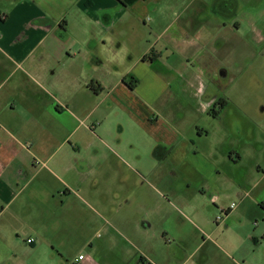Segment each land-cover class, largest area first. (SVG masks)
Listing matches in <instances>:
<instances>
[{"label":"crops","instance_id":"crops-1","mask_svg":"<svg viewBox=\"0 0 264 264\" xmlns=\"http://www.w3.org/2000/svg\"><path fill=\"white\" fill-rule=\"evenodd\" d=\"M241 2L0 0V264H264L260 206L217 223L241 189L232 173L243 157L221 150L214 182L199 162L214 206L186 205L176 182L195 142L154 108L177 84L193 109H229L196 84L227 75L243 50L232 37ZM136 146L146 156L126 150ZM105 206H129V218Z\"/></svg>","mask_w":264,"mask_h":264},{"label":"rangeland","instance_id":"rangeland-1","mask_svg":"<svg viewBox=\"0 0 264 264\" xmlns=\"http://www.w3.org/2000/svg\"><path fill=\"white\" fill-rule=\"evenodd\" d=\"M241 1L240 17H235L236 7L231 4L232 14L225 21L231 23L237 19L242 24L241 32L234 31L232 37L234 44L239 38L244 40L243 50H235L232 58H227V75L220 76L214 83L205 80L196 84V89H201L204 93L201 99H204V95L212 100L213 97H227L231 101L229 109L217 119L193 109L178 94L177 84L171 89L170 97L159 98L154 105L155 115L163 121L164 128L168 126L171 130L179 132L181 139L195 142L185 172L179 174L176 182V188L184 194L188 206H214L211 194L208 193L207 200L202 198V180L198 179L199 174L195 172L194 167H199L200 162L210 170L214 182L215 163L220 159L221 150L227 148L233 149L243 157L241 165L232 173L233 180L241 189H235V193L220 202V206H260L264 202V0ZM144 21L151 24L153 14H147ZM219 57L225 58V54ZM120 70L124 72L127 67L120 66ZM171 108H175L174 113L169 115L168 110ZM200 131L204 134L202 137H199ZM126 150L131 151V156H146L144 150L137 146L133 149L128 147ZM193 156L199 158L196 164ZM125 159L135 169L139 168L140 164L136 160ZM122 164L128 165L124 162ZM105 208V214H110L109 218H129V206ZM113 208H116V211H113ZM79 215L80 213H75L74 218ZM69 218L73 220L72 217ZM259 222L260 229L264 232V218H260ZM257 249L264 255V241Z\"/></svg>","mask_w":264,"mask_h":264},{"label":"trees","instance_id":"trees-1","mask_svg":"<svg viewBox=\"0 0 264 264\" xmlns=\"http://www.w3.org/2000/svg\"><path fill=\"white\" fill-rule=\"evenodd\" d=\"M136 83H137V81H135V83H133V82L131 81V82L127 83V85H128V87H129L131 90H134V89H135V86H136ZM97 86H98V88H99V91H102V90H103V88H101L100 85H97ZM92 87H93V86H92ZM224 107H225V102H221V101L218 102V103L212 108V110H211V112H210V115H212L215 119L219 118L220 115H221V113H222V111H223V109H224ZM260 207H261V209L264 210V202H262V203L260 204Z\"/></svg>","mask_w":264,"mask_h":264},{"label":"built area","instance_id":"built-area-1","mask_svg":"<svg viewBox=\"0 0 264 264\" xmlns=\"http://www.w3.org/2000/svg\"><path fill=\"white\" fill-rule=\"evenodd\" d=\"M236 208V206H235V204H233L227 211H224L223 212V216H220V217H218L217 218V223H221V222H223V219H224V217L225 216H227L228 215V213L230 212V211H232L233 209H235ZM258 225V224H257ZM33 242V240H28V243L29 244H31ZM84 258H85V256H79V258H78V260L79 261H83L84 260Z\"/></svg>","mask_w":264,"mask_h":264},{"label":"flooded vegetation","instance_id":"flooded-vegetation-1","mask_svg":"<svg viewBox=\"0 0 264 264\" xmlns=\"http://www.w3.org/2000/svg\"><path fill=\"white\" fill-rule=\"evenodd\" d=\"M219 102H220V101H219ZM216 104H217V103H216ZM216 104H215V105H216Z\"/></svg>","mask_w":264,"mask_h":264}]
</instances>
